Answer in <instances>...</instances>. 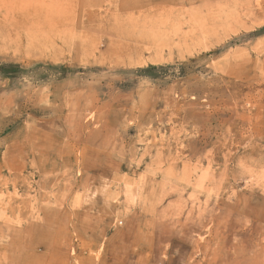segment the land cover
<instances>
[{
  "label": "rangeland",
  "instance_id": "obj_1",
  "mask_svg": "<svg viewBox=\"0 0 264 264\" xmlns=\"http://www.w3.org/2000/svg\"><path fill=\"white\" fill-rule=\"evenodd\" d=\"M0 264H264V0H0Z\"/></svg>",
  "mask_w": 264,
  "mask_h": 264
},
{
  "label": "bare ground",
  "instance_id": "obj_2",
  "mask_svg": "<svg viewBox=\"0 0 264 264\" xmlns=\"http://www.w3.org/2000/svg\"><path fill=\"white\" fill-rule=\"evenodd\" d=\"M220 4H222V3H220ZM187 9V8H186ZM223 9V8H222ZM230 10V9H229ZM249 10H251V8L249 9ZM187 11V10H186ZM238 12V11H237ZM167 13V12H166ZM172 13V12H171ZM245 13V12H244ZM240 14V13H239ZM190 15V14H189ZM171 16V15H170ZM211 16V15H210ZM196 17V16H195ZM195 17H193V18H195ZM212 17V16H211ZM215 17V16H214ZM210 18V17H209ZM239 18V17H238ZM220 20V19H219ZM152 23V22H151ZM214 23V22H213ZM235 24V23H234ZM212 27V26H211ZM218 28V27H217ZM215 29V28H214ZM213 31V30H212Z\"/></svg>",
  "mask_w": 264,
  "mask_h": 264
}]
</instances>
